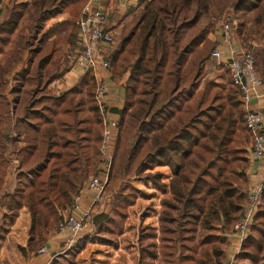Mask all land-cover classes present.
Instances as JSON below:
<instances>
[{"label": "trees", "instance_id": "obj_1", "mask_svg": "<svg viewBox=\"0 0 264 264\" xmlns=\"http://www.w3.org/2000/svg\"><path fill=\"white\" fill-rule=\"evenodd\" d=\"M85 1L9 0L0 10V239L25 208L23 258L58 232L88 179L102 176L93 79L57 94L50 88L70 70ZM229 10L238 34L262 40L254 56L264 82V0H138L107 58L111 79H125L109 182L141 177L164 194L158 264H224L227 237L247 203L250 139L239 92L230 81L205 80L215 44L202 20L214 25ZM161 166L170 170L167 184L153 171ZM130 205L118 193L110 213L92 215L98 243L117 246ZM85 243L48 264H76ZM232 264H264V191Z\"/></svg>", "mask_w": 264, "mask_h": 264}, {"label": "built area", "instance_id": "obj_2", "mask_svg": "<svg viewBox=\"0 0 264 264\" xmlns=\"http://www.w3.org/2000/svg\"><path fill=\"white\" fill-rule=\"evenodd\" d=\"M102 0H86L76 20L77 42L71 58V67L82 76L93 79V104L102 120L100 153L103 157L101 178L90 177L86 188L74 198L70 208L63 212L64 218L58 225V233L65 234L62 252L80 242L83 229L91 224L92 208L99 202L109 183L114 155L117 121L112 120L109 111L108 94L111 83L108 73V57L113 50L115 32L109 27V11L101 5ZM126 2V0H118ZM0 3V10H3ZM236 22L233 12H226L218 23L217 47L210 58L226 71L231 85L239 92L240 107L244 113V124L249 135V155L264 168V114L256 107L264 101V82L257 73L253 49L248 43L234 39ZM264 179L247 192V203L240 218L234 223L230 237L238 242V251L226 259L224 264H232L240 253L241 245L249 234L255 215L263 205ZM85 193L92 195V208L81 212L77 217L72 213L79 208ZM92 225V224H91ZM45 252L43 246L38 254Z\"/></svg>", "mask_w": 264, "mask_h": 264}, {"label": "crops", "instance_id": "obj_3", "mask_svg": "<svg viewBox=\"0 0 264 264\" xmlns=\"http://www.w3.org/2000/svg\"><path fill=\"white\" fill-rule=\"evenodd\" d=\"M9 0H0L3 7ZM138 0H126L120 2L118 0H102L101 5L109 11V27L116 33V17H122L126 11L135 8ZM80 11L78 12L79 16ZM77 16V17H78ZM69 18L65 14L59 18ZM113 51V50H112ZM75 53V50H74ZM112 53V52H111ZM73 57V56H72ZM71 57V58H72ZM70 58V59H71ZM212 64L205 66L206 77L210 76L219 79L214 71ZM83 77L78 70L70 66V70L60 79L50 85L54 93H60L72 88L79 79ZM111 79V76H110ZM125 79L120 82H114L111 79L109 85L108 104L110 118L118 120V110L123 103ZM256 107L264 110V101H261ZM247 167L245 173L248 177V189L261 182L264 179V168L252 156L246 155ZM16 163V160H14ZM102 171V164L99 166ZM153 171L161 173L163 182L168 183L171 176L168 167H156ZM8 184H13V174L10 173L7 179ZM86 188L85 186L82 190ZM121 193L131 200V205L127 209V218L124 222V229L121 235L117 237V246L112 244L98 243L97 230L93 225H89L83 229L80 234L79 245L85 241L84 248L76 258V264H158L159 260V227L158 215L160 212V199L163 193L153 187L150 183L145 184L141 177H132L129 179H116L113 183H108L105 192L99 202L92 208V195L85 193L79 203V208L72 213L77 217L81 212L92 208V215L98 213H110L111 202L113 198ZM5 213L0 208V218ZM23 219V220H22ZM24 225V237L22 243H13L10 249L7 248L11 242L15 241V235L18 232L20 221ZM25 222V223H24ZM30 219L25 208L20 209L18 218L11 227L10 233L0 239V264H48L50 259L62 252L65 234L55 233L46 236L47 241L44 245L45 252L42 254L29 255L26 258L20 256L18 249L25 246L26 230L29 226ZM229 246L226 249V259L238 251V242L228 235ZM11 242H10V241ZM9 250V251H8ZM12 250L16 251L18 256L13 259H8V255L12 254ZM38 252V251H37ZM225 259V261H226Z\"/></svg>", "mask_w": 264, "mask_h": 264}, {"label": "rangeland", "instance_id": "obj_4", "mask_svg": "<svg viewBox=\"0 0 264 264\" xmlns=\"http://www.w3.org/2000/svg\"><path fill=\"white\" fill-rule=\"evenodd\" d=\"M82 6L80 7L79 11L81 10ZM119 19H120V23L119 22ZM114 21H116V27L118 28V31L115 33L114 35V45H113V49L116 48V46L119 44V41H120V30H121V27L126 24L129 20V18H123L122 17H116L113 19ZM218 23L219 21H217L214 25H211V21H209L208 19H203L202 20V23L203 25H206V26H210L209 27V33H208V39L215 44V47L214 49H216L217 47V38H218ZM237 22H236V25H235V36H234V39L237 40V41H240V42H245L246 44L248 43V46L253 49V52L255 54V51L260 47V44L262 43V40H259V37L258 36H250V37H245L241 34H238V27H237ZM213 49V50H214ZM207 64H212L213 66V69L214 71L216 72L217 76L219 79H216V78H213V77H206L205 80H215L216 82H218V84H223L225 87L228 86V83H229V80H228V77H227V74H226V71L221 67V65H218L216 61L212 60L210 57H209V60L207 61ZM206 64V65H207ZM263 112V110H262ZM23 220V219H22ZM20 221V224H19V229H18V232L17 234L15 235V241L14 242H11L10 245L7 246L8 249H10L13 245V243L15 242H20L22 243V236L24 237V225H23V221ZM25 223V222H24ZM9 251V250H8ZM12 254H9L8 256V259H13V258H16L18 256L17 252L12 250ZM1 253H0V257H1Z\"/></svg>", "mask_w": 264, "mask_h": 264}]
</instances>
